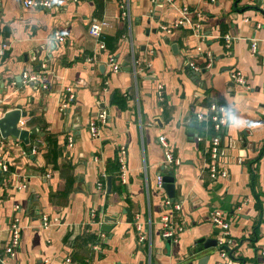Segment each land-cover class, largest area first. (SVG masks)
I'll return each instance as SVG.
<instances>
[{
    "label": "crops",
    "instance_id": "0c3cea01",
    "mask_svg": "<svg viewBox=\"0 0 264 264\" xmlns=\"http://www.w3.org/2000/svg\"><path fill=\"white\" fill-rule=\"evenodd\" d=\"M24 1L0 0V118L21 104L26 116L18 126L30 131L29 144L0 139L7 163L0 172V255L9 225L20 227L4 264H197L207 253L186 258L197 239L219 241L222 232L210 221L213 210L229 223V236L205 264H264V15L240 12L264 8V0H160L154 9L151 0H127L129 21L120 0H48L57 5L47 8ZM184 6L190 23L173 27ZM94 19L106 22L99 37L88 33ZM225 34L234 37L229 49ZM111 57L117 72L108 67ZM133 59L144 66L137 75ZM234 71L244 84L231 80ZM211 105L227 113L219 133L225 178L207 172ZM102 110L107 122L92 137L88 121ZM194 114L202 125L196 133L187 125ZM159 137L178 165L165 161ZM164 170L174 177L173 200L156 186ZM105 215L116 218L107 232ZM163 216L186 223L175 241L161 236ZM137 225H151L149 242L138 243Z\"/></svg>",
    "mask_w": 264,
    "mask_h": 264
},
{
    "label": "built area",
    "instance_id": "2783aa9c",
    "mask_svg": "<svg viewBox=\"0 0 264 264\" xmlns=\"http://www.w3.org/2000/svg\"><path fill=\"white\" fill-rule=\"evenodd\" d=\"M77 1V0H73ZM167 2H171V0H166ZM211 2L215 0H210ZM160 2V0H151L153 9L154 7ZM24 6H34V7H41V8H47V7H52L54 5H57V1H48V0H25L23 2ZM119 8L121 10L120 15L123 19H126L129 21V7H128V1L127 0H120L119 1ZM152 9V10H153ZM190 10L188 7L184 6L181 8L180 15L181 17L173 24V27L184 25L186 23H190L188 20L187 16L189 15ZM195 19H199L201 14L197 11L194 13ZM106 26V22L102 20H92L88 26V33L93 36V37H99L101 35L102 28ZM193 26L197 27L199 26L198 23L194 21ZM162 30H165L167 32L170 31L169 27L165 25L160 26ZM55 38L58 41H62L63 37L55 33ZM224 39V46L229 49L232 45V40L234 39L233 36L229 34L223 35ZM257 40L252 38L249 40V51L251 55H254L257 50ZM100 48H103V44H99ZM4 53L3 48L0 49V55ZM208 56V63L206 67H209L211 64V55L207 53ZM140 62V61H139ZM136 59H133L132 62V68L134 75L139 74L144 66L143 64H140ZM147 63V62H146ZM144 63V64H146ZM108 67H110V70L112 72H117L120 69V66L117 64V62L111 57L109 58V61L107 62ZM189 68L193 69L194 71H198V67L195 65H192L189 63ZM26 76V81H30L33 77L25 75ZM231 80L234 81L235 83L238 84H244L245 80L242 76V74L239 71H234L230 73ZM163 90L162 86L158 85L156 94L157 98L159 100L163 99ZM73 98V95L70 93L67 96V100L71 101ZM65 105V104H64ZM64 107V106H63ZM210 110L212 111L211 115V121H212V126L215 131V134L212 135L211 140H210V147L208 150V159L210 160V163L207 168L208 175L211 178H215L217 176H220L222 178H225L227 176V171L221 166V158H222V148H221V143H220V131L222 127L225 125L226 122V109L222 106L219 105H211ZM199 119H204V115L202 113L198 114ZM108 119V113L105 110L100 111L96 117L89 119L88 121V129L90 131V134L92 137H97L98 136V130L100 128V125H104L107 122ZM23 122L21 121L20 125H22ZM67 140V145H71L73 138L72 136H68ZM159 141L162 145L163 148V155L165 158V161L171 165H178L179 159L174 157L171 151L168 150V145L167 142L162 138L159 137ZM126 152L123 147L119 148L117 160L119 163V170H118V177L121 182L125 181V171H126V158H125ZM7 171V163L0 157V172H6ZM162 176L158 175L156 177V186L159 190H162ZM100 187V184H99ZM19 188H24V185L21 184L19 185ZM165 205H170V202L168 200L164 201ZM210 221L213 222L215 225H218L222 228V232L219 235V241L218 245L222 246L225 244L226 237L229 236V223L226 222L223 219V214L220 210H213L210 213ZM161 225H162V231H161V236L165 239H168L170 241H175L177 233L180 232L186 223L184 221L173 223L169 217L163 216L161 218ZM44 228L47 226L46 219L43 218V225ZM150 228L151 225L147 226H140L137 225L138 229V243L143 244L147 243L150 241ZM9 229L11 232V239L9 243L4 247L3 254L0 255V263H5L3 261L4 257L11 256L14 252V250L17 248L19 244V238H20V227L16 223H12L9 225ZM223 257H228L229 254L226 251H221ZM261 257L264 259V251L261 252ZM196 264V263H192Z\"/></svg>",
    "mask_w": 264,
    "mask_h": 264
},
{
    "label": "water",
    "instance_id": "95a60500",
    "mask_svg": "<svg viewBox=\"0 0 264 264\" xmlns=\"http://www.w3.org/2000/svg\"><path fill=\"white\" fill-rule=\"evenodd\" d=\"M246 11H254L255 13L264 15V8H261L255 4L247 5L243 9H240V12L242 13ZM172 46L174 47V45ZM128 70H130V67ZM191 73L192 75L194 74L193 71ZM199 73L201 72H198L196 74L199 75ZM25 116H26V112L22 109L21 104H17L15 108L4 113V115L0 118V139H12L14 141L18 139L24 144H29L30 131L28 129L21 128L18 126L20 118ZM187 125L190 128V130H192V132L195 133L197 129L202 128L201 123H199V120L197 119V114H194L193 117L192 116L190 117V120L187 122ZM243 147H245V143L243 144ZM229 148L233 149V145H230ZM164 173L165 175H162L161 187L162 189H164L165 193L173 200L175 195L174 177L171 174V171L164 170ZM109 187H110V177H107V188ZM115 222H116V218L105 215L103 217L102 230L104 232L109 231V229H111L113 226L112 224ZM195 243L197 245L188 251L186 258H196L202 253H207L205 256H201L197 258V264H205L207 259L211 256L210 255L212 253L211 250L218 246V240L214 237H209L206 239L199 238Z\"/></svg>",
    "mask_w": 264,
    "mask_h": 264
},
{
    "label": "clouds",
    "instance_id": "9594fccd",
    "mask_svg": "<svg viewBox=\"0 0 264 264\" xmlns=\"http://www.w3.org/2000/svg\"><path fill=\"white\" fill-rule=\"evenodd\" d=\"M242 124H246L247 122L246 121H243V122H241Z\"/></svg>",
    "mask_w": 264,
    "mask_h": 264
},
{
    "label": "trees",
    "instance_id": "16d2710c",
    "mask_svg": "<svg viewBox=\"0 0 264 264\" xmlns=\"http://www.w3.org/2000/svg\"><path fill=\"white\" fill-rule=\"evenodd\" d=\"M117 172V171H116Z\"/></svg>",
    "mask_w": 264,
    "mask_h": 264
}]
</instances>
